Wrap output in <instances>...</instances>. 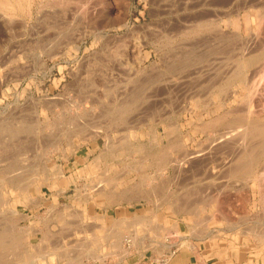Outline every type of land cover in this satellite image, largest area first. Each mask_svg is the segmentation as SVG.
I'll return each mask as SVG.
<instances>
[{
	"label": "rangeland",
	"instance_id": "obj_1",
	"mask_svg": "<svg viewBox=\"0 0 264 264\" xmlns=\"http://www.w3.org/2000/svg\"><path fill=\"white\" fill-rule=\"evenodd\" d=\"M250 119L264 124V0H0V264L174 252L177 218L238 151L262 190L226 216L264 237Z\"/></svg>",
	"mask_w": 264,
	"mask_h": 264
},
{
	"label": "crops",
	"instance_id": "obj_2",
	"mask_svg": "<svg viewBox=\"0 0 264 264\" xmlns=\"http://www.w3.org/2000/svg\"><path fill=\"white\" fill-rule=\"evenodd\" d=\"M240 153L233 158L229 169L223 165V168L215 170L213 167L208 171L204 189L206 202L194 203V207L200 206V209L177 218V231L181 238H178L174 252L158 250V247L134 249L132 253L113 258L107 264H264V237H258L255 231H242L241 220L226 216V208L231 215V208L236 205L243 203L244 207H251L257 193L262 190L255 178L256 169L242 168ZM198 189L195 185L193 192Z\"/></svg>",
	"mask_w": 264,
	"mask_h": 264
},
{
	"label": "bare ground",
	"instance_id": "obj_3",
	"mask_svg": "<svg viewBox=\"0 0 264 264\" xmlns=\"http://www.w3.org/2000/svg\"><path fill=\"white\" fill-rule=\"evenodd\" d=\"M3 1V0H2ZM6 5V4H5ZM7 6V5H6ZM79 13V12H78ZM77 21V20H76ZM86 21V20H85ZM138 70V69H137ZM131 73V72H130ZM129 74V73H128ZM244 120V119H243ZM246 120V119H245ZM250 120H252V119H250ZM247 121V120H246ZM253 121V120H252ZM251 122V121H250ZM240 123V122H239ZM247 123V122H246ZM236 124V123H235ZM248 126L251 128L249 131L246 129V131L245 130H243V133H244V131L246 132V134L244 135V137H246V135H247V133H249V134H264V124H258V122H256V121H253L252 123H250V124H248ZM254 130V131H253ZM258 134V135H259ZM254 136V135H253ZM252 136V137H253ZM247 137H248V135H247ZM263 140V139H262ZM260 142H261V140H259ZM126 142V141H125ZM257 142V141H256ZM264 142V140L262 141V143ZM111 144V143H110ZM246 144V143H245ZM131 145V144H130ZM260 145V144H259ZM112 146V145H111ZM139 147H140V145H139ZM168 147V146H167ZM243 147H244V145H243ZM249 147V146H248ZM107 148H109V147H107ZM116 148V147H115ZM166 148V147H165ZM238 148V147H237ZM261 148V147H260ZM114 149V148H113ZM167 149V148H166ZM110 150V149H109ZM146 150V149H145ZM164 150V149H163ZM240 150V149H239ZM248 150V149H247ZM258 150V149H257ZM107 151V150H106ZM136 151V150H135ZM134 151V152H135ZM152 151V150H151ZM161 151V150H160ZM148 152V151H147ZM154 152V151H153ZM238 152H240V151H238ZM163 153H165V152H163ZM166 153H169V150H168V152H166ZM249 153V152H248ZM248 153H244L243 155H245V157L242 159L243 161V164H242V168L244 169V167H246V169H248V170H253L254 168H255V165H254V161H255V153H252V152H250L249 154ZM147 153H145V155H146ZM225 154V153H224ZM241 154V153H240ZM102 155H104V154H102ZM140 155V154H139ZM143 155V154H142ZM165 155V154H164ZM107 156V155H106ZM149 156V155H148ZM152 156V155H151ZM157 156V155H156ZM240 156V155H239ZM109 157V156H108ZM162 157H164V156H162ZM98 158H99V156H98ZM165 158V157H164ZM166 158H167V156H166ZM110 159V158H109ZM146 159V158H145ZM158 159V158H157ZM97 160V159H96ZM162 160H163V158H162ZM161 160V161H162ZM165 160V159H164ZM167 160H168V158H167ZM209 160V159H208ZM111 161V160H110ZM160 161V160H159ZM164 162V161H163ZM166 162V161H165ZM241 162V163H242ZM139 163H140V161H139ZM169 163V162H168ZM215 163V162H214ZM239 163V162H238ZM141 164H142V162H141ZM141 164H139L140 166H141ZM161 164V163H160ZM152 165V164H151ZM238 165H240V164H238ZM157 166V165H156ZM161 166V165H160ZM168 166V165H167ZM200 166V165H199ZM206 166V165H205ZM204 166V167H205ZM256 166H257V164H256ZM149 167H150V165H149ZM164 167V166H163ZM156 168V167H155ZM161 167H159V169H160ZM240 168V167H239ZM157 169V168H156ZM237 169H238V167H237ZM239 170V169H238ZM237 170V171H238ZM245 172V171H244ZM247 174V173H246ZM254 174V173H253ZM245 176V175H244ZM247 177V176H246ZM249 177V176H248ZM263 178V177H262ZM250 179V178H249ZM110 181V180H109ZM261 181V180H260ZM261 182H259V184H260ZM99 189V188H98ZM109 190V189H108ZM107 190V191H108ZM97 193V192H96ZM113 193V192H112ZM109 194V193H108ZM112 195V194H111ZM115 195V194H114ZM114 195H112V196H114ZM189 195V194H188ZM110 196V195H109ZM119 196V195H118ZM117 196V197H118ZM121 196V195H120ZM106 197V196H105ZM107 198V197H106ZM211 198V197H210ZM91 199V198H90ZM109 199H111V197H109ZM215 199V198H214ZM119 200V199H118ZM1 202V201H0ZM181 202V201H180ZM184 203V202H183ZM172 205V204H171ZM159 206V205H158ZM176 207V206H175ZM182 208V207H181ZM174 209V208H173ZM172 209V210H173ZM177 209V208H176ZM176 212L178 211V210H175ZM175 211H173L174 213H175ZM178 214V213H177ZM137 218V217H136ZM147 218V217H146ZM140 220V219H139ZM141 220H142V218H141ZM146 221V220H145ZM144 223V222H143ZM196 223H197V221H196ZM151 224V223H150ZM150 224H149V226H150ZM93 225V224H92ZM143 226H144V224H143ZM89 227V226H88ZM92 227V226H91ZM145 227V226H144ZM150 227H152V226H150ZM154 227H156V225H154ZM158 228V227H157ZM143 229V228H142ZM147 229V228H146ZM145 229V230H146ZM151 229V228H150ZM258 229V228H257ZM256 229V230H257ZM88 230V229H87ZM252 230V229H251ZM250 230V231H251ZM262 230V229H261ZM201 231V230H200ZM255 231V230H254ZM159 232V231H158ZM197 233V232H196ZM202 234V233H201ZM16 236V235H15ZM136 236V235H135ZM163 236V235H162ZM184 236V235H183ZM182 236V237H183ZM103 238V237H102ZM134 238V237H133ZM181 238V237H180ZM115 239H117V238H115ZM131 239V238H130ZM136 239H137V237H136ZM135 239V240H136ZM134 240V241H135ZM140 240V239H139ZM119 241V240H118ZM129 242H130V240H128ZM94 242V241H93ZM133 242V241H132ZM135 242H137V241H135ZM134 242V243H135ZM140 242V241H139ZM142 243V242H141ZM80 244V243H79ZM89 244V243H88ZM153 244V243H152ZM152 244H149V245H152ZM163 244V243H162ZM187 244V243H186ZM132 245V244H131ZM137 245V244H136ZM154 245V244H153ZM163 245H165V244H163ZM82 246V245H81ZM84 246H85V244H84ZM133 246V245H132ZM166 246V245H165ZM169 246V245H168ZM47 247V246H46ZM75 247V246H74ZM77 247H79V246H77ZM99 247V246H98ZM158 247H160V246H158ZM163 247V246H162ZM82 248H83V246H82ZM136 248V247H135ZM157 248V247H156ZM167 248V247H166ZM160 249V248H159ZM7 250V249H6ZM57 251H58V249H56ZM64 251V250H63ZM91 251H93V250H91ZM123 252V251H122ZM124 252H125V250H124ZM3 253V252H2ZM65 253V252H64ZM69 253V252H68ZM119 253V252H118ZM47 254V253H46ZM92 254L94 255L95 253L94 252H92ZM108 254V253H107ZM88 255V254H87ZM126 255V254H125ZM61 256V255H60ZM89 256V255H88ZM94 256H96V255H94ZM123 256V255H122ZM41 257V256H40ZM40 257H39V259H40ZM45 257V256H44ZM98 257V256H97ZM42 258V257H41ZM101 258V257H100ZM105 257H103V258H101V259H104ZM81 259V258H80ZM123 259V258H122ZM26 260V259H25ZM45 260H46V258H45ZM55 260V259H54ZM73 261H74V259H72ZM29 261V260H28ZM36 261V260H35ZM67 261H69V260H67ZM9 262V261H8ZM24 263V262H23ZM23 263H21V264H23ZM46 263V262H45ZM25 264V263H24Z\"/></svg>",
	"mask_w": 264,
	"mask_h": 264
}]
</instances>
